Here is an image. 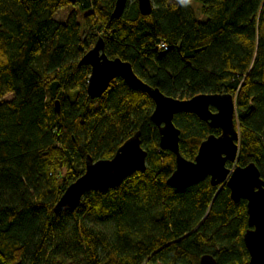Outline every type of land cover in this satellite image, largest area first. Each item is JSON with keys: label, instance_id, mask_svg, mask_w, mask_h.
Listing matches in <instances>:
<instances>
[{"label": "trees", "instance_id": "16d2710c", "mask_svg": "<svg viewBox=\"0 0 264 264\" xmlns=\"http://www.w3.org/2000/svg\"><path fill=\"white\" fill-rule=\"evenodd\" d=\"M115 3L0 0V264H200L204 255L250 264L246 200L234 202L227 185L209 179L169 187L176 156L159 147L153 101L122 79L91 99V68L79 62L102 38L109 58L131 63L168 97L231 94L236 165L254 163L264 179V0H153L148 16L128 0L120 17ZM174 123L188 161L220 134L195 114H178ZM138 131L145 172L87 192L74 213L54 212L88 155L112 159Z\"/></svg>", "mask_w": 264, "mask_h": 264}, {"label": "water", "instance_id": "95a60500", "mask_svg": "<svg viewBox=\"0 0 264 264\" xmlns=\"http://www.w3.org/2000/svg\"><path fill=\"white\" fill-rule=\"evenodd\" d=\"M127 1L116 0V17L123 14ZM137 3L143 16L151 14L153 0H137ZM79 65L91 68L87 94L93 100L101 98L113 81L122 79L130 89L146 93L153 101L151 121L159 130V147L176 156L175 170L166 182L169 187L183 190L209 179L213 186L227 185L234 202L246 200L249 228L244 234V244L250 264H264V179L254 163L245 167L236 165L240 136L236 127L234 97L228 93L200 94L187 100L168 97L142 81L131 63L109 58L102 38L83 56ZM56 107L59 109V102H56ZM181 113L195 114L211 128L220 131L218 136L212 134L200 144L194 161H188L180 154L181 131L176 127L174 117ZM147 156L140 131L126 140L112 159L95 161L88 155L84 173L65 189L54 212L74 213L87 192L106 191L119 186L136 171L145 172ZM230 164L232 167L228 166ZM200 264L218 263L214 256L204 255Z\"/></svg>", "mask_w": 264, "mask_h": 264}, {"label": "rangeland", "instance_id": "374dc122", "mask_svg": "<svg viewBox=\"0 0 264 264\" xmlns=\"http://www.w3.org/2000/svg\"><path fill=\"white\" fill-rule=\"evenodd\" d=\"M171 1V0H170ZM182 1V0H180ZM193 9L196 12V16L200 21H204L206 19L205 15L201 12V4L196 2V1H192L191 2ZM72 10V7H68L66 9L60 10L54 17V19L58 22L64 21V19L66 18L67 14ZM10 98V97H9Z\"/></svg>", "mask_w": 264, "mask_h": 264}, {"label": "built area", "instance_id": "2783aa9c", "mask_svg": "<svg viewBox=\"0 0 264 264\" xmlns=\"http://www.w3.org/2000/svg\"><path fill=\"white\" fill-rule=\"evenodd\" d=\"M161 48H162L163 50H165V51L168 50V46H167L166 44H162V45H161Z\"/></svg>", "mask_w": 264, "mask_h": 264}]
</instances>
